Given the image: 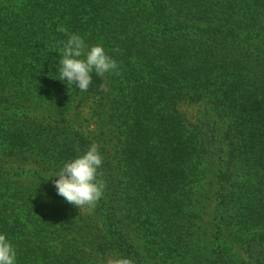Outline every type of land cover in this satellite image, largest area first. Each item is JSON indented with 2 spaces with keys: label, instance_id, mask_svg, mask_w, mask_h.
<instances>
[{
  "label": "trees",
  "instance_id": "16d2710c",
  "mask_svg": "<svg viewBox=\"0 0 264 264\" xmlns=\"http://www.w3.org/2000/svg\"><path fill=\"white\" fill-rule=\"evenodd\" d=\"M68 34L101 45L120 75L93 72L84 92L60 81ZM181 100L228 124V224L264 236V0H0V234L15 264H151L140 242L171 244L182 264H235L224 250L197 257L187 246L208 149L180 122ZM31 103L51 109L30 115ZM87 105L101 123L109 110V137L85 131ZM93 143L106 188L80 211L48 181Z\"/></svg>",
  "mask_w": 264,
  "mask_h": 264
},
{
  "label": "rangeland",
  "instance_id": "374dc122",
  "mask_svg": "<svg viewBox=\"0 0 264 264\" xmlns=\"http://www.w3.org/2000/svg\"><path fill=\"white\" fill-rule=\"evenodd\" d=\"M28 105L27 111L30 115H42L49 113L51 109L50 104L35 105L31 103ZM91 110L92 106L89 105L81 108L80 122L84 126L85 131L92 134L93 137L103 134L101 141L105 134L109 137L110 130H113L108 124L110 122H104L105 117H102L108 115L109 110L103 109V112L99 114L101 115L102 123L97 115H94L89 120ZM178 112L180 122L189 126L194 134L198 135L199 133L202 135L201 137L203 138L200 139L203 142L202 146L205 150L208 149L206 164L201 166L202 178L194 188L197 194V213L193 219L194 228L189 233V243L187 245L191 246L193 251L191 255H196L197 257L206 256L207 254L212 255V251L218 249L217 251L224 250L229 261H233L235 264H264V236L256 230L257 228L245 230L241 233L233 229L228 224V221L234 217L236 209L222 202V196L235 187L233 183L227 182L224 175L227 163L225 161L229 160L228 156L224 154V151L229 149V141L225 140L228 124L217 119L211 107L204 103L181 100L178 103ZM70 114L71 116L75 115L74 112ZM72 119L76 121L75 116ZM203 135H206V137ZM102 146L106 148V154L111 152L109 146L107 147L105 144H102ZM220 159L224 162H222L223 168L221 172L218 173V170H220ZM11 167L16 169L17 161ZM23 167L26 168V166ZM238 170L237 167H232L231 171L235 173ZM109 173L111 172L109 171ZM243 178H245L244 174H240L235 177L234 181H236L235 183H240ZM48 182V185L53 184L50 180ZM144 184L145 186L142 190L147 188V183L144 182ZM175 235L178 237L177 234ZM183 238L184 236L180 238V241ZM138 245L142 247L143 256L151 264H182L180 261L183 255L179 256L171 244H162L160 249L157 246L143 248L141 242ZM155 249H159V251L156 253ZM186 252L189 255V250ZM115 259L117 257H109L103 261L104 264H111V261ZM103 261L99 263L103 264Z\"/></svg>",
  "mask_w": 264,
  "mask_h": 264
},
{
  "label": "clouds",
  "instance_id": "9594fccd",
  "mask_svg": "<svg viewBox=\"0 0 264 264\" xmlns=\"http://www.w3.org/2000/svg\"><path fill=\"white\" fill-rule=\"evenodd\" d=\"M58 32L67 34V29L60 26ZM119 51V49H114ZM59 60V80L67 81L69 86L75 85L80 92L88 91L92 82V73L103 77L108 73L120 75L119 64L101 45L90 48L78 34H68L66 43L61 49ZM102 89V85L99 86ZM99 145L93 143L88 150L76 158L66 162L55 174L54 180L57 195L81 211L94 209L104 196L106 183L100 178L99 169L103 164V157L99 152ZM16 250L0 234V264H15ZM111 264H133L128 258H118Z\"/></svg>",
  "mask_w": 264,
  "mask_h": 264
}]
</instances>
